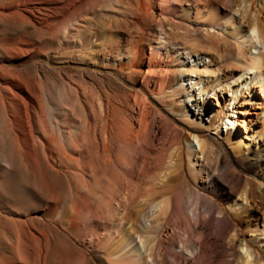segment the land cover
Masks as SVG:
<instances>
[{"label":"bare ground","instance_id":"obj_1","mask_svg":"<svg viewBox=\"0 0 264 264\" xmlns=\"http://www.w3.org/2000/svg\"><path fill=\"white\" fill-rule=\"evenodd\" d=\"M219 4L0 0V264H97L78 248L81 242L97 248L100 264H154V248L133 238L152 234L153 228L145 224L135 229L131 216L135 204L131 177L138 164L129 107L115 93L118 82L103 72L134 81L146 77L158 84L154 70L164 52L173 58V71L165 72L159 82L164 88L151 96L199 119L205 100L223 81L210 71L213 61L198 51L195 41L191 46L172 36L176 29L210 37L222 35L225 26L232 29L241 71L232 78L236 80L229 88L228 105L214 114L207 129L236 155L248 153L244 138L249 130L238 115H251L249 97L255 87H264V27L254 23L243 29ZM38 59L46 64L22 70L6 66ZM51 64L82 69L75 76L51 69ZM257 136L264 140V131ZM192 142L190 173L205 174L206 183L212 172L204 163L206 141L194 136ZM241 197L244 204L230 206L236 215L249 204L246 193ZM167 209V203L155 201L151 217ZM116 221L117 232L123 235L118 250L106 244L113 241L110 225ZM193 259L202 264L204 251ZM242 262L263 264L247 246L242 248Z\"/></svg>","mask_w":264,"mask_h":264},{"label":"rangeland","instance_id":"obj_2","mask_svg":"<svg viewBox=\"0 0 264 264\" xmlns=\"http://www.w3.org/2000/svg\"><path fill=\"white\" fill-rule=\"evenodd\" d=\"M217 3L230 12L236 24L243 29L254 23L264 27V0H217ZM157 10L164 9L157 6ZM225 27L226 32L214 37L193 30L171 31L175 39L191 46L198 45V51L213 61L209 65L210 71L223 81L219 89L205 100L201 119L181 114L169 101H159L151 96V93L161 89L159 82L165 78V72L173 71L170 67L173 58L168 59L164 52L157 60L158 68L154 70L157 74L154 80L158 84L146 81V77L134 81L111 71L103 72L118 82L115 93L129 107L131 138L138 164L134 165L131 177L132 200L135 203L131 209L132 221L135 222V229L145 224L154 229L152 234H143L142 237L133 234V238L137 244L142 239L149 248H154V264H196L193 257L201 250L205 253L202 264H243V246H247L264 264V162L260 161V153L264 155V140L257 136L258 132L264 131V87L263 90L260 86L255 87L249 97L247 108L251 115H238L249 130L248 139L244 138L249 145L248 153L236 155L228 145L217 139L213 131L207 129L214 114L223 112L228 105L229 88L236 80L232 78L241 71L236 62L241 57L231 37L232 29ZM167 32L170 30L167 29ZM39 63L46 64V61L38 59L6 66L22 70ZM50 68L66 70L75 76L77 70L82 69L75 64H51ZM148 70L144 68L145 73ZM168 79L172 81L173 77L170 75ZM239 131L245 132L240 128ZM194 136L207 144L204 163L212 168V172L206 183L202 182L205 174L193 176L189 170L188 143L195 144L192 142ZM137 176L142 184L139 183L141 180L137 182ZM243 193H246L249 204L236 215L230 206L235 202L244 204ZM155 201L167 203L168 209L153 219L150 209ZM110 226L113 241L105 243L108 248L118 250L123 236L117 232L119 221ZM77 246L89 259L100 264L96 259L97 248L90 247L88 242L78 243ZM188 251H193L194 256Z\"/></svg>","mask_w":264,"mask_h":264}]
</instances>
